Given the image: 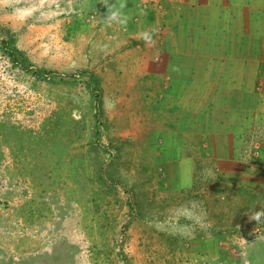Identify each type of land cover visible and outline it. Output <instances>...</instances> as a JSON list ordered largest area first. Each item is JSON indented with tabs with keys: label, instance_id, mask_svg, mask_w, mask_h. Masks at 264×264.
<instances>
[{
	"label": "rangeland",
	"instance_id": "374dc122",
	"mask_svg": "<svg viewBox=\"0 0 264 264\" xmlns=\"http://www.w3.org/2000/svg\"><path fill=\"white\" fill-rule=\"evenodd\" d=\"M103 9L0 2V264H264V183L202 150L187 177L188 136L146 118Z\"/></svg>",
	"mask_w": 264,
	"mask_h": 264
},
{
	"label": "crops",
	"instance_id": "0c3cea01",
	"mask_svg": "<svg viewBox=\"0 0 264 264\" xmlns=\"http://www.w3.org/2000/svg\"><path fill=\"white\" fill-rule=\"evenodd\" d=\"M90 1L104 8L102 20L110 5L121 13L106 35L119 41L121 68L142 88L146 118L162 119V133L188 136L172 144L193 150L181 159L187 177L196 162L202 168L194 155L202 150L220 175L263 184L264 172L251 170L264 166V0ZM256 150L259 158L250 155Z\"/></svg>",
	"mask_w": 264,
	"mask_h": 264
},
{
	"label": "clouds",
	"instance_id": "9594fccd",
	"mask_svg": "<svg viewBox=\"0 0 264 264\" xmlns=\"http://www.w3.org/2000/svg\"><path fill=\"white\" fill-rule=\"evenodd\" d=\"M0 2H4V0H0ZM104 3H106V0H103ZM45 3H49V4H52V3H57V6H58V0H40V5L43 6ZM114 6L113 5H110L108 7L109 9V16H108V21L109 23H111L112 21L116 20L117 16L121 15V13L119 11H111V9L113 8ZM121 8L125 7L124 4H121L120 6ZM36 9H26L24 10V15H30L32 11H34ZM51 15H49V18H51ZM126 20L127 18H123V19H120L117 21L118 24H124L126 23ZM153 31H156V29H153ZM142 38L145 40V41H149L152 39V36L149 32L145 31L142 33ZM174 71H178L179 69L178 68H173ZM114 106V105H113ZM185 218L187 219H192L194 220V222L196 224H199L201 223V217L198 216V215H195L193 213L192 210L188 209L187 207L184 208L183 210V213H182ZM261 217H264V210H260V211H256L254 214L252 215H249V219L250 220H255L257 223H260L262 222V219ZM149 226H154V222L150 221L149 222Z\"/></svg>",
	"mask_w": 264,
	"mask_h": 264
},
{
	"label": "trees",
	"instance_id": "16d2710c",
	"mask_svg": "<svg viewBox=\"0 0 264 264\" xmlns=\"http://www.w3.org/2000/svg\"><path fill=\"white\" fill-rule=\"evenodd\" d=\"M13 56L15 57V54H13Z\"/></svg>",
	"mask_w": 264,
	"mask_h": 264
}]
</instances>
